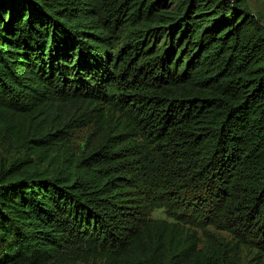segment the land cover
<instances>
[{
  "label": "trees",
  "instance_id": "1",
  "mask_svg": "<svg viewBox=\"0 0 264 264\" xmlns=\"http://www.w3.org/2000/svg\"><path fill=\"white\" fill-rule=\"evenodd\" d=\"M3 137L22 157L0 170V264L264 256V28L246 0H0Z\"/></svg>",
  "mask_w": 264,
  "mask_h": 264
},
{
  "label": "rangeland",
  "instance_id": "2",
  "mask_svg": "<svg viewBox=\"0 0 264 264\" xmlns=\"http://www.w3.org/2000/svg\"><path fill=\"white\" fill-rule=\"evenodd\" d=\"M250 13L258 21L259 25L264 28V0H246ZM99 133L94 124L87 127L77 128L69 137L72 148L78 155L84 154L91 144L98 139ZM21 154L6 138H0V170L5 167L9 168L14 162L21 158ZM156 219H166L164 211H156L153 214ZM227 236V234H223ZM74 253V252H73ZM76 253L68 254L64 264H102L101 262L82 263L77 260ZM235 264H264V256L253 249L250 244L245 246L236 253Z\"/></svg>",
  "mask_w": 264,
  "mask_h": 264
}]
</instances>
